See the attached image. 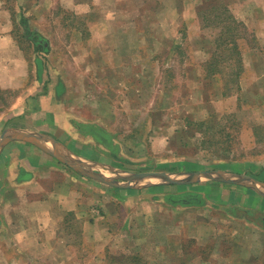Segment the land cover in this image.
<instances>
[{
  "label": "crops",
  "instance_id": "crops-1",
  "mask_svg": "<svg viewBox=\"0 0 264 264\" xmlns=\"http://www.w3.org/2000/svg\"><path fill=\"white\" fill-rule=\"evenodd\" d=\"M85 13L83 28L67 30L71 54L54 48L49 33L23 32L0 0V264H109L129 255L148 264L154 253L158 263L264 264V62L244 51L237 91L215 93L222 101L234 95L233 109L219 113L235 119L237 156L226 145L214 158L199 157L192 126L162 121L181 107L170 84L175 62H145L150 74L137 86L124 70L134 64L132 50L149 49L150 35L138 29L144 42L131 49L132 31L106 20L111 12ZM158 34L160 46L149 50L163 53L173 38ZM253 51L251 60L263 50ZM194 64L184 66L188 80ZM152 90L159 91L149 97ZM147 96L167 109L159 104L148 120L153 111L140 109L141 125L122 132L116 117L130 116L126 104ZM214 115L188 121L209 128Z\"/></svg>",
  "mask_w": 264,
  "mask_h": 264
},
{
  "label": "rangeland",
  "instance_id": "rangeland-1",
  "mask_svg": "<svg viewBox=\"0 0 264 264\" xmlns=\"http://www.w3.org/2000/svg\"><path fill=\"white\" fill-rule=\"evenodd\" d=\"M6 1L7 6L10 7L17 20L16 26H19L23 32L24 29H28L29 31L40 30L42 32L49 33L52 44L55 45L54 48L63 50V47L66 45L68 51L71 50V54L74 52L72 49H74L75 43H69L70 36L67 30L72 31L76 28H83V18H81V16L87 14L85 13L86 9L90 15L99 14V16H101L103 12H111V15L105 17L106 20L107 18H110V21L118 20L116 25H119L120 28L132 31V38H127L129 41L131 40L133 47H131V49H134L137 44H143L144 42V37H140L142 40H139L137 37L138 35L136 31L138 29H143L148 35L152 36L148 37L149 43L147 44H149V49L152 48V46H160L156 36L159 31H164L165 35L169 38H173V43H164L165 46H168L167 50L163 53H154L148 49L145 53L142 52V54L138 53L137 50H132L131 60L134 64L132 67L124 70L125 75L135 82L137 86H139L141 83V80L139 79H144L150 74V69L149 71L144 69L146 66L145 62H148V64L152 61L175 62L176 65L173 72L176 79L170 84L174 85L173 88H175V90L173 93H175L177 96L176 98H178L177 105L181 107L179 111L175 110V113L171 112L173 114H162V121L164 123H173L177 129H179L178 126L180 124L183 126H192L191 130L194 129L195 133L193 136L195 137H192L190 140L192 142L190 145H192V148L196 147L201 149L203 154L201 152L199 157L214 158L213 156H216L218 153L224 151L226 145H229L228 150H231L230 153H233L235 157L237 156V153H235V147L237 145V148H239V145L237 142L235 144V119L231 118V115L228 113H225L223 116L219 113L222 108H229L230 110L233 109L234 103L236 102H233V100L229 98L234 97V95L223 101L219 95L217 97L215 96V93H220L221 95L222 92L228 91L232 95V92L237 91V83H234L232 79L226 76L229 70H235L234 68H236V65H234L235 63L232 60L226 61L218 58V67L220 66L222 68L220 70H222L225 76L222 79L215 80L206 76L208 74V65L199 64V62L203 60L209 62V60L215 56L213 55L214 53L217 55L219 54L218 51H220L223 55L226 54L223 52H225L224 47H226L225 45L227 43L228 48H231L232 46L229 45L230 39H228V37H224L227 38V41H225L223 47H217L216 39H219L220 34V30L218 28L222 29L227 20L222 21V18H219L220 23L217 21L214 23L213 19L215 18V15L219 14V9H210V7L212 5L219 6L218 3L222 2L227 4L231 14L238 21L243 23L244 27H240L237 33H235L236 35H234L237 40L240 54L247 51V54L250 56L249 61L252 62L256 59L255 61L258 60L259 63H263V58L259 57L261 55L264 57V0H91L95 2L96 6H92L91 3H88L89 0H76L81 1L83 3L81 5H73V0H64L63 4H61V0H49V4L45 5V0ZM41 3L43 4L40 5ZM201 11L202 13L206 12L211 15L210 19H208L209 27H205V24L201 19ZM221 17L224 16L221 15ZM86 23L85 19L84 24L86 25ZM104 23L106 24L108 22ZM90 24L94 25V27L91 25L92 28L100 26V22L98 20H91ZM192 34H195V37H193L194 39L192 38ZM223 36L226 35L223 34ZM192 46H195V51H193ZM219 48L221 49L218 50ZM257 48L263 51L261 52V55L256 58L254 56L251 60V55H253L254 52L253 49ZM38 51L41 52L40 50ZM84 60L85 57L83 58V61ZM187 62L192 64L195 63V69L192 68V70H190L191 72L193 71V76L195 77L194 80H188L186 77V70L184 66ZM216 66L217 64H215V67ZM226 66H228L229 69H226ZM146 71L148 74L144 76L143 72ZM167 75L168 79H170V73H167ZM153 81L155 83V80L152 79V82ZM169 82L170 81L167 80L165 82V86H169ZM158 91H153L154 93L149 92L147 95L152 97L157 94ZM148 96L145 97V100H137V97H135L133 98L131 104L129 102L126 104L128 107L127 109H131L130 116H124L121 114L116 117V126H121L120 130H122V132L124 131V133H127L129 130L141 125L139 120L144 119V117L135 116L140 109L146 112L153 111V113L149 114L146 120L150 117L156 119V110H158L157 106L159 104L163 105L161 107L159 106V110L167 109L164 106L165 102H157L156 99H150ZM164 98L167 97L164 96ZM121 104L125 103L122 101ZM186 110L189 111L187 112ZM209 113H214V116H216L212 118L210 117L209 120L213 123H208L210 124L209 128L204 125L203 127L198 124H190L192 118H197V121H202L204 119L203 116L205 114L207 116ZM184 116H186L185 119L187 120L184 119ZM158 118L160 117L158 116ZM189 118L191 119L190 121H188ZM217 118L219 120V124H222L221 126L215 125ZM248 122L251 123V121ZM221 128H223L224 131H221ZM122 132L121 134H123ZM186 133L187 136H192L190 131H186ZM259 150H264V148H259ZM188 153L190 154L191 152L185 151V156H188ZM202 157L199 158V162L204 164V166L208 165L209 161ZM205 162H207L206 165ZM181 166L187 170L192 168L191 164L189 165L183 163ZM176 167L178 168V164ZM149 249L151 250V248ZM136 250L137 249H133L134 252ZM131 252L132 250H127L125 254H134ZM136 252H139V250ZM148 252L153 255L152 251ZM154 255L157 257V254L154 253ZM154 255L153 259H149L147 262L148 264H170L169 262H156ZM109 264L116 263L109 262Z\"/></svg>",
  "mask_w": 264,
  "mask_h": 264
},
{
  "label": "trees",
  "instance_id": "trees-1",
  "mask_svg": "<svg viewBox=\"0 0 264 264\" xmlns=\"http://www.w3.org/2000/svg\"><path fill=\"white\" fill-rule=\"evenodd\" d=\"M218 4H219V6L212 5L210 7V9L211 8L212 9L213 8L219 9V14L215 15V18L213 19V21H214V23H216V21L218 23H220L219 18H222L221 19L222 21L227 20V22L222 27V29L218 28L220 30V34H219V39H216L217 40V47H223V45L225 44V41H227L226 40L227 38H224V37H228V39H230L229 45H232V46H231V48H228V43L225 45L226 46V47H224L225 52H223V53H226V54H224V55L220 51H218V53H219L218 55L215 53L213 54L215 56H213L209 60V62H207L205 64V65H208V68H207L208 74L206 76L210 79H215V80L218 78L219 79L224 78L225 75L223 74L222 70H220L222 68L220 66L218 67V63H217L218 60L217 59L220 58V60L224 59L226 61L232 60L235 63L234 65H236V68H234L235 70H232V71L229 70V72H228V74H226V76L229 77L230 79H232V81L234 83H237L239 76L243 71V68L241 67V63H242L241 54L239 52L237 40H236L234 35H236L235 33H237V31L240 29V27H244V26H243L242 22L238 21L231 14L227 4H224L222 2H220ZM201 13H202V11H201ZM201 15H202L201 19L203 20L205 27H209L208 26V23H209L208 19H210L211 15L209 13H206V12L202 13ZM221 15H223L224 17H221ZM223 34H225L226 36H223ZM36 48L42 49V45L40 43H37ZM220 49L221 48H219L218 50H220ZM215 64H217L216 67H215ZM225 68L229 69L228 66H226ZM224 93L226 94V93H230V92L225 91ZM89 132L91 133V135L93 137H95L97 139H104L105 138V135H104L103 131H101V130H96V131L92 130L91 131V129H90ZM116 263H119V264H121V263L122 264H146L145 262H142V260L138 256H135V255H133V256L129 255L128 257H125V259H123L122 261H117Z\"/></svg>",
  "mask_w": 264,
  "mask_h": 264
},
{
  "label": "water",
  "instance_id": "water-1",
  "mask_svg": "<svg viewBox=\"0 0 264 264\" xmlns=\"http://www.w3.org/2000/svg\"><path fill=\"white\" fill-rule=\"evenodd\" d=\"M200 174H201V173L193 174V178H194V180H195V179L197 180V177H198ZM204 174H206V173H204ZM156 177H163V178H165L166 181H168V182L170 181V182H171L170 178H169L167 175H165V174H157ZM174 182H177V181L174 180Z\"/></svg>",
  "mask_w": 264,
  "mask_h": 264
}]
</instances>
